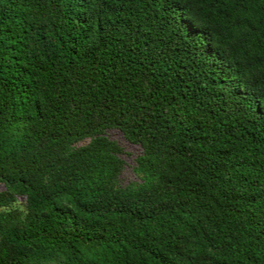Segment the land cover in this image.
Wrapping results in <instances>:
<instances>
[{"label":"trees","instance_id":"16d2710c","mask_svg":"<svg viewBox=\"0 0 264 264\" xmlns=\"http://www.w3.org/2000/svg\"><path fill=\"white\" fill-rule=\"evenodd\" d=\"M0 264H264V0H0Z\"/></svg>","mask_w":264,"mask_h":264},{"label":"rangeland","instance_id":"374dc122","mask_svg":"<svg viewBox=\"0 0 264 264\" xmlns=\"http://www.w3.org/2000/svg\"><path fill=\"white\" fill-rule=\"evenodd\" d=\"M107 134L111 139H114L119 144V146L122 148L121 157L127 164V167L125 168L124 172L121 175L122 182L127 183L129 181L134 180L133 174L130 171V167L132 166L134 156L139 151L138 147L126 143L122 139L120 133L115 130L108 131Z\"/></svg>","mask_w":264,"mask_h":264}]
</instances>
